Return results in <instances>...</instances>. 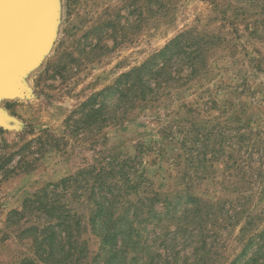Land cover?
<instances>
[{"label": "rangeland", "instance_id": "1", "mask_svg": "<svg viewBox=\"0 0 264 264\" xmlns=\"http://www.w3.org/2000/svg\"><path fill=\"white\" fill-rule=\"evenodd\" d=\"M55 4L50 47L19 76L28 95L0 97V110L14 121L0 125V264H51L37 255L34 237L20 236L36 216L12 222L11 215L48 184L105 166L116 155L137 160L145 188L162 203L174 201L176 218L195 205L187 196L198 198L211 216L207 230L219 233L225 244L218 251L229 263L242 252L237 237L249 217L261 220L245 239L264 230V0ZM189 31L214 43L189 83L140 103L127 121L97 136L76 129L75 121L66 125L94 94ZM156 210L164 211L161 203ZM213 220L218 227H211ZM176 236L179 244L185 239ZM85 238L94 257L100 240Z\"/></svg>", "mask_w": 264, "mask_h": 264}, {"label": "trees", "instance_id": "2", "mask_svg": "<svg viewBox=\"0 0 264 264\" xmlns=\"http://www.w3.org/2000/svg\"><path fill=\"white\" fill-rule=\"evenodd\" d=\"M204 38L192 31L179 35L149 61L94 94L66 125L75 121L76 129L81 126L97 136L103 128L127 121L140 103L155 102L171 88L185 86L203 70L207 50L214 44L209 37ZM137 164L134 157L116 155L105 166L85 168L48 184L28 199L21 211L13 212L11 216L17 219L10 221L36 216L37 222L20 236L34 237L37 255L51 264H264V230L245 239L246 231L261 217H249L237 237L242 252L224 263L218 250L225 243L218 232L210 234L207 230L211 216L201 211L198 198L187 196L195 205L184 210L182 218H176L174 201L162 203L159 193L145 188L147 179ZM160 203L163 212L156 210ZM42 220L45 224L40 227ZM215 226L217 220L212 221L211 227ZM88 234L100 240L94 257L85 238ZM177 234L185 238L180 244ZM188 247L193 251L186 254Z\"/></svg>", "mask_w": 264, "mask_h": 264}, {"label": "water", "instance_id": "3", "mask_svg": "<svg viewBox=\"0 0 264 264\" xmlns=\"http://www.w3.org/2000/svg\"><path fill=\"white\" fill-rule=\"evenodd\" d=\"M56 22L55 0H0V97L28 95L19 76L47 53ZM13 124L0 110V125Z\"/></svg>", "mask_w": 264, "mask_h": 264}]
</instances>
